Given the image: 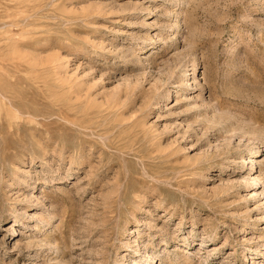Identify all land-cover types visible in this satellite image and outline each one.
<instances>
[{
	"label": "rangeland",
	"instance_id": "374dc122",
	"mask_svg": "<svg viewBox=\"0 0 264 264\" xmlns=\"http://www.w3.org/2000/svg\"><path fill=\"white\" fill-rule=\"evenodd\" d=\"M0 264H264V0H0Z\"/></svg>",
	"mask_w": 264,
	"mask_h": 264
},
{
	"label": "bare ground",
	"instance_id": "6f19581e",
	"mask_svg": "<svg viewBox=\"0 0 264 264\" xmlns=\"http://www.w3.org/2000/svg\"><path fill=\"white\" fill-rule=\"evenodd\" d=\"M253 162V161H252ZM254 163V162H253ZM253 165V164H252ZM256 178V177H255ZM255 180H258L257 178ZM33 217V216H32ZM42 221H45V222H50V220H45V219H42ZM47 224V223H46ZM153 262V258H151L150 260H148V263H152Z\"/></svg>",
	"mask_w": 264,
	"mask_h": 264
}]
</instances>
